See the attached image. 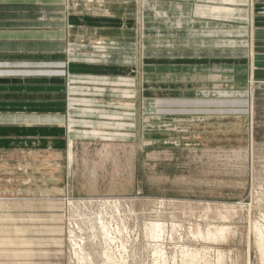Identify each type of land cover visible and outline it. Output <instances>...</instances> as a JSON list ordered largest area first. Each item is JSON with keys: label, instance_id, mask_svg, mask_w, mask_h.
<instances>
[{"label": "rangeland", "instance_id": "1", "mask_svg": "<svg viewBox=\"0 0 264 264\" xmlns=\"http://www.w3.org/2000/svg\"><path fill=\"white\" fill-rule=\"evenodd\" d=\"M121 1L65 0L62 50L0 59V113L35 87L69 119L53 147L0 125V264H262L264 82L241 42L201 50L185 0Z\"/></svg>", "mask_w": 264, "mask_h": 264}, {"label": "crops", "instance_id": "2", "mask_svg": "<svg viewBox=\"0 0 264 264\" xmlns=\"http://www.w3.org/2000/svg\"><path fill=\"white\" fill-rule=\"evenodd\" d=\"M110 2L111 7L124 4L121 0H110ZM65 10V0H0V59H34L38 58L35 56H41L37 51H28V54H25L26 49L31 50L32 47L34 49L39 47L48 52L62 50L66 44L63 40L66 28ZM169 13L173 14L171 11ZM179 13L181 15L177 20L183 21L185 25L183 29L194 26L196 32L193 37L196 38L197 45L203 47L201 50L204 52L218 55V45L232 47L235 40L241 42L242 50L246 52L243 51V55L251 64L252 76L264 82V0H185L183 10H179ZM29 20H33V23ZM35 21L36 24H34ZM50 28L58 31H47ZM42 39L47 41L41 42ZM232 52H225V54L232 55ZM49 55L57 58V53ZM46 86L50 89L45 92L55 91H50L53 86ZM34 88L27 87L20 91L8 88L3 91L7 95L5 100L8 99L11 104L17 103L23 106V110L26 111L1 112L0 125L33 126L41 132L38 133L41 136L34 139L40 144L44 142L43 145L47 141L53 147L54 140L59 141V139L44 135L46 128L50 130L55 126L65 125L69 120L68 105L65 103L64 108L57 110L55 108L59 101H56L53 106L50 102L44 104L49 106L47 108L39 104L36 107L33 104L38 103L36 100L48 101L49 98L47 95H28ZM13 100L21 103H12ZM23 101L35 102L26 104ZM11 139L13 138L7 141L11 142ZM14 140L18 141L16 138ZM63 152L62 150L53 151L51 154L49 152L48 157L61 158L64 155Z\"/></svg>", "mask_w": 264, "mask_h": 264}, {"label": "bare ground", "instance_id": "3", "mask_svg": "<svg viewBox=\"0 0 264 264\" xmlns=\"http://www.w3.org/2000/svg\"><path fill=\"white\" fill-rule=\"evenodd\" d=\"M255 227H256V232L255 231L254 232L257 234L256 235L257 236V246L259 248L258 253L261 256V263L264 264V226L262 224H260V222H256ZM217 230H218L219 236L223 237V238L228 232H230V229L228 227L218 228ZM210 235L214 236L213 234H210ZM182 254H186V258H185L183 264H188V262H186L187 257L191 258L194 256V253L191 250H187L186 252H183ZM189 264H212V263H210V261H208V260L198 261V260H196V258H192Z\"/></svg>", "mask_w": 264, "mask_h": 264}]
</instances>
